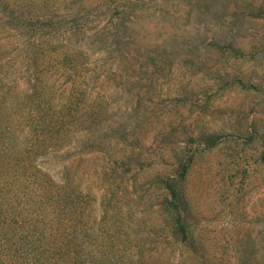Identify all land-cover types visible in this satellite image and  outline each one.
<instances>
[{
    "label": "rangeland",
    "instance_id": "374dc122",
    "mask_svg": "<svg viewBox=\"0 0 264 264\" xmlns=\"http://www.w3.org/2000/svg\"><path fill=\"white\" fill-rule=\"evenodd\" d=\"M0 264H264V0H0Z\"/></svg>",
    "mask_w": 264,
    "mask_h": 264
},
{
    "label": "trees",
    "instance_id": "16d2710c",
    "mask_svg": "<svg viewBox=\"0 0 264 264\" xmlns=\"http://www.w3.org/2000/svg\"><path fill=\"white\" fill-rule=\"evenodd\" d=\"M185 174V173H184ZM184 176H182L183 179ZM170 180V179H169ZM169 180L165 183L166 185V189L169 191L170 195H168V200L170 201L171 204H174V206H177V204L180 203L181 201V191L179 190V188L177 187V185L175 184V181L173 184H171L169 182ZM173 181V180H172ZM175 184V185H174ZM49 198V197H48ZM47 198V199H48ZM178 228V232L181 233L182 238L184 241L187 240L188 238V233L186 232V227H184L181 224H177L176 226Z\"/></svg>",
    "mask_w": 264,
    "mask_h": 264
}]
</instances>
